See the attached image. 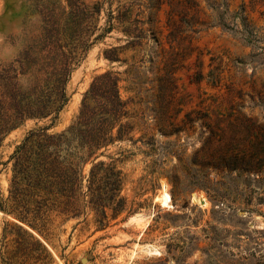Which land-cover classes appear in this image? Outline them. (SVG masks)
I'll use <instances>...</instances> for the list:
<instances>
[{
	"label": "rangeland",
	"instance_id": "374dc122",
	"mask_svg": "<svg viewBox=\"0 0 264 264\" xmlns=\"http://www.w3.org/2000/svg\"><path fill=\"white\" fill-rule=\"evenodd\" d=\"M196 1V13H169L167 3L156 10L155 0H105L99 26L106 13H125L139 22L131 24L130 34L113 28L87 49L69 75L68 99L50 129L60 131L71 122L95 74L117 71L133 139L152 136L171 151L156 166L154 155L141 152L146 147L140 141L117 142L107 150L120 160L125 175L121 194L132 211L102 229L89 211L83 221L82 216H55L42 234L33 229L38 236L0 211V264H264V166L247 172L209 164L231 151L250 159L264 147V0H227L229 13H211L204 0ZM241 4L244 13H233ZM68 10L66 0H0V113L8 120L3 125L10 123L31 86L26 75L18 73L16 84L12 78L28 45L25 35L48 27L44 19L52 13ZM111 48H117L109 54H117L119 61L103 57V50ZM166 66L174 70L171 112L180 109L174 112L176 126L186 120L174 133L160 131L154 114ZM47 123L26 118L2 134L1 200L11 176L9 155L30 128ZM89 165L83 166L84 175ZM173 171L179 177L176 185ZM162 183L170 207L158 202ZM199 193L205 205L190 200ZM133 215L137 219L128 220ZM147 245L157 253H147Z\"/></svg>",
	"mask_w": 264,
	"mask_h": 264
},
{
	"label": "trees",
	"instance_id": "16d2710c",
	"mask_svg": "<svg viewBox=\"0 0 264 264\" xmlns=\"http://www.w3.org/2000/svg\"><path fill=\"white\" fill-rule=\"evenodd\" d=\"M104 1L88 4L84 0H66L69 7L66 13H52L44 19L48 27L37 34L25 35L28 45L19 60V72L15 70L12 78L16 84L18 73L26 75L31 86L7 126L3 124L8 120L5 121V115L0 113V141L4 132L26 118L49 120L47 124L30 128L15 145L7 160L11 162L7 196L0 199V211L12 215L39 234L55 216H61L62 220L82 216L83 221L89 211L93 213L98 229H102L122 212L132 211L126 196L121 194L125 175L118 166L120 160L106 153L111 145L125 140L140 141L146 147L141 152L154 155L152 163L156 166L171 153L152 136L133 139L134 126L129 121L128 100L119 94L118 72L109 69L92 77L71 122L60 131L50 130L68 99L66 82L69 75L87 49L113 28H122L130 34L131 24L139 22L130 21L125 13H106L104 25L99 26ZM204 2L211 13H229L227 0ZM163 3L168 4L169 13H190L192 9L196 13L198 9L196 0H155L153 7L159 10ZM233 13H244V5ZM240 19L243 25H248L245 16L241 15ZM218 24L226 26L222 19ZM187 26H190L188 22ZM116 49H104L103 57L109 62L119 61L117 54H109ZM165 69L160 82L159 108L154 114L160 131L174 133L184 127L186 120L182 119L181 125L176 126L174 112L178 113L180 109L171 112L176 93L174 70L168 66ZM133 78H139L135 71ZM262 148L250 159L231 151L220 157L214 156L209 164L214 168L225 166L260 172L264 166ZM86 163L90 165L84 175L82 170ZM170 177L176 185L177 173L173 171Z\"/></svg>",
	"mask_w": 264,
	"mask_h": 264
},
{
	"label": "bare ground",
	"instance_id": "6f19581e",
	"mask_svg": "<svg viewBox=\"0 0 264 264\" xmlns=\"http://www.w3.org/2000/svg\"><path fill=\"white\" fill-rule=\"evenodd\" d=\"M193 199L198 202L201 205H205L206 199L204 198V196L202 194H198V195H193ZM158 202L160 203L161 206L163 207H170L171 206V198L170 195L168 193V189H167V185L162 183L160 186V189L158 191ZM137 215H133L130 216L128 220H133V219H137ZM145 251L147 253H157V248L152 246V245H147L145 247Z\"/></svg>",
	"mask_w": 264,
	"mask_h": 264
},
{
	"label": "water",
	"instance_id": "95a60500",
	"mask_svg": "<svg viewBox=\"0 0 264 264\" xmlns=\"http://www.w3.org/2000/svg\"><path fill=\"white\" fill-rule=\"evenodd\" d=\"M164 184H165V183H164ZM190 200H194L192 194L190 195ZM11 218H12V220H13L14 222H16L18 225L23 226L25 229H27V230L30 231L31 233L37 235V233H35V231H34L32 228H30L28 225L24 224L23 222H21L20 220L14 218V217H11ZM37 236H38V235H37ZM43 242H44V241H43ZM44 244L46 245L45 242H44Z\"/></svg>",
	"mask_w": 264,
	"mask_h": 264
}]
</instances>
